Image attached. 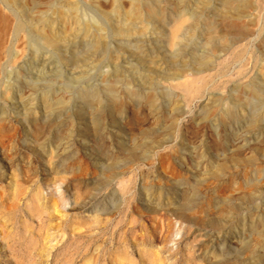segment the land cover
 Listing matches in <instances>:
<instances>
[{
    "label": "rangeland",
    "instance_id": "1",
    "mask_svg": "<svg viewBox=\"0 0 264 264\" xmlns=\"http://www.w3.org/2000/svg\"><path fill=\"white\" fill-rule=\"evenodd\" d=\"M35 1L29 17H51L47 1ZM222 1L210 0L208 5L218 6ZM250 1L251 16L258 22L253 26L254 35L220 52L213 69L194 76L190 90L167 87L173 103L184 110L178 122L170 125L157 120L142 105L140 118L125 127L123 140L127 145L138 144L139 154L143 147L148 148L143 159L131 162L124 161L126 155L105 89L114 80L121 87L127 83L143 93L162 88L157 83L164 86L163 78L174 70L167 59L174 47L166 43L175 24L168 21L160 33L152 28L143 32L137 36L140 54H120L117 61L109 53L89 51L80 44V36L70 37L67 45L75 50V42H79L78 52L84 54L73 64L61 62L51 48L22 45L11 38L8 47H12L15 62L0 72V166L4 173L0 180V264H211L224 250H230L229 256H248L241 244L255 240L251 221L264 230V222L258 221L264 219V151L256 149L264 148V109L255 102L250 109L239 107L231 89L252 78L261 79L264 51L257 47V41L262 33L264 0ZM172 2L175 8L190 13L207 8L202 0ZM79 7L83 21L103 26L111 49L118 39L111 20L82 0ZM187 18L185 15L182 20ZM203 32L194 45L184 41L182 48H197L200 53L207 35ZM89 35L87 41L96 39V32ZM260 84L264 86V81ZM44 87H50L51 95L63 94L69 100L46 107ZM80 90L97 92L99 99L90 110H81L80 101L74 99ZM160 97L164 115L168 99ZM206 99L211 103L215 99L221 108L225 103L235 104L237 115L245 116L249 109L255 117L261 115L260 123L249 130L240 121L224 127L213 114L217 112L202 118L199 107ZM130 108L128 105V112ZM33 118L56 124L59 129L38 144H27L23 125ZM253 154V166L243 162ZM224 160L227 171L213 176L214 166ZM51 197L63 198L60 213L53 212L56 208ZM189 201L183 217L180 208ZM228 203L236 208L229 209ZM10 213L14 215L8 220ZM49 213L52 218H48ZM22 234L25 242L13 247V237Z\"/></svg>",
    "mask_w": 264,
    "mask_h": 264
},
{
    "label": "bare ground",
    "instance_id": "2",
    "mask_svg": "<svg viewBox=\"0 0 264 264\" xmlns=\"http://www.w3.org/2000/svg\"><path fill=\"white\" fill-rule=\"evenodd\" d=\"M46 1L49 4L52 14L51 17H38L37 19H32L29 15L33 12L32 7L36 3L35 0H0V5L6 8L11 14L7 15L5 12L2 13V9L0 8V72H3L11 62H15V54L12 53V47H8V44L12 45L11 38L13 41L17 39L20 40L21 44L24 43L33 46L43 45L51 48L57 54L61 62L73 64L78 61L79 57L84 56V54L78 52L79 42H75V50L68 49L67 45L70 43V37L78 38L80 36L82 37V42L80 44L82 46H87L89 51L103 54L109 53L111 58L117 61L120 58V54H140L141 46L137 41V36L143 32L152 28L155 32L157 31L160 33L164 31V27L168 24V21L175 24L170 35L171 37L166 43L168 46L174 47V51L167 54V59H169L170 65L174 70L172 73L168 74L165 79L163 78V81L166 83L164 86L160 82L157 83L163 89L158 87V89L151 90L149 88L150 91L148 90L143 93L129 86L127 83H125L124 87L119 86L117 84L119 82L118 80L111 82L105 89L109 98V105L111 106L112 121L116 126V132L120 136L119 143L126 155L125 162L143 159L148 153V148L143 147L141 154H139L136 151L138 144L132 143L127 145L123 140V138H125L123 134V132H125V127L133 125V123L140 118V107L142 105L146 106L155 114L157 120H166L170 125L177 123L179 117L184 113V110L180 108L176 102L173 103V95L169 91H166L168 90L167 87L169 85H172V88L183 86L185 89L190 90L191 85L195 84L194 76L213 69L216 57L220 52L226 50L230 44L235 43L237 40L254 35L255 28H253V26L258 25L257 20L251 16L253 5L250 0H223L218 6H210L211 8L209 7L210 0H202L207 8L204 11L196 13L180 10L177 7L175 8L172 4V0H82L87 5L100 12L103 17L111 20L112 32L115 38L118 39L115 45L109 49L106 45V33L103 26L99 24L91 25L89 22L83 21L80 18L79 6L81 0ZM208 8L210 10H208ZM261 8H263L262 3ZM261 10L259 7L260 12ZM185 15H187L188 18L182 20ZM25 16L28 17L26 18ZM260 26L262 28V33L257 41V47L261 49V51H264V16L260 21ZM205 30L207 31V35L204 37L203 43L201 44L203 50L200 51V53H198L197 48L190 50L182 48L181 44L184 41H189L194 45V40L198 38L199 35H202L201 33ZM93 31L96 32V39H94V41H87V38L90 36L89 34ZM258 51L260 52V50ZM20 54H22V52L19 53V57ZM236 56L240 58L241 53L238 52ZM259 72L261 79L257 77L252 78L245 83L237 84L236 87H233L234 89H231L232 93L239 101V107L250 109L252 106H255L252 105V102H255L257 105H260L259 109H264V86L260 84L261 81H264L263 57L260 61ZM201 77L205 78V75ZM243 80H245V78ZM26 82L29 83L27 79L25 80V83ZM195 88L197 89V87L194 86V89ZM205 88L204 86V89ZM2 91L4 90L2 89ZM50 91V87H44V89H42V99L46 107H54L60 103H64L65 99L69 100V98H66L63 94L51 95ZM186 94L187 93H185V95ZM160 95L168 99L165 106L168 107L169 110L167 108L168 111L166 110L164 115H162L163 103L160 102L162 100ZM191 95L189 94V96ZM75 98L80 101L82 105L81 110L85 107L88 109L92 108L93 103L99 99L97 92L94 90H80L76 92L74 99ZM219 100L223 101L224 99L219 98ZM213 101L215 102L216 100L214 99ZM213 103L210 101L208 102V99L202 101L199 107L202 118H208L213 112H217L213 114H216L217 121L223 123L224 127H227L228 124L230 125L231 122L238 123L240 121L243 127L249 130L256 128L260 123L261 115L255 117L254 113H251L252 111L250 112L249 109L245 116L244 113L237 115L235 104L225 103L221 108L216 102L215 104ZM128 105L131 107L129 112L127 111ZM163 116L164 118H162ZM197 116L193 118L195 119ZM241 118L243 119L241 120ZM58 129L59 127H57L56 124L46 122L39 118H33L23 125V139L27 144H38L39 140H45L53 130ZM97 131L98 128L93 129L94 133ZM131 132L132 130H130V133ZM93 137L96 138L95 134H93ZM34 148H36V146ZM256 149L260 153L264 151V148L261 146H256ZM236 157L235 155L232 159H236ZM254 161L255 154L243 160L244 163L251 166L254 165ZM115 164L116 161L113 162V166ZM108 166L112 167L110 165ZM2 169L3 167L0 166V180L4 175ZM227 169V161L217 162L211 174L218 177L223 175ZM257 170V166H254V171ZM40 199L41 197H37V200ZM47 201H49V199ZM50 201H52V205L56 208H53V212L57 211L60 213L61 209H59V207L63 206L65 203L63 198L60 197L56 199V197H51ZM190 205L191 202L189 201L185 204L184 208H180L183 217H185L187 213L186 210L188 208H186V206L189 207ZM227 207L229 209L236 208L232 203H228ZM255 211L251 212V214H255ZM13 215L14 214L10 213L8 220H11ZM61 215H63V213H61ZM52 217V213H49L48 218ZM258 221L263 223L264 219L261 218L258 219ZM257 226V222L251 221L250 230L254 231L255 240L253 242H243L241 244V247L248 252L247 257H240V255L236 253H234L233 256H229L230 250H224L216 254L211 264H264V230H259ZM24 236L25 235L22 234L19 238L13 237L12 246L14 247L24 243L26 240ZM45 238L46 240L44 246L40 248V253L45 249L48 234ZM29 244L32 243L29 242ZM30 250H32V248Z\"/></svg>",
    "mask_w": 264,
    "mask_h": 264
}]
</instances>
